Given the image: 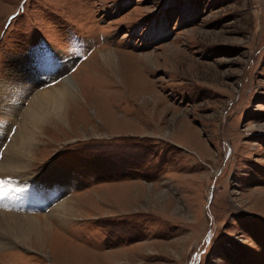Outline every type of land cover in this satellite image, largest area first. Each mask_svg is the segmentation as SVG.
Returning a JSON list of instances; mask_svg holds the SVG:
<instances>
[{"label":"rangeland","instance_id":"374dc122","mask_svg":"<svg viewBox=\"0 0 264 264\" xmlns=\"http://www.w3.org/2000/svg\"><path fill=\"white\" fill-rule=\"evenodd\" d=\"M21 62L76 98L0 211L75 213L0 264H264V0H0V83Z\"/></svg>","mask_w":264,"mask_h":264},{"label":"bare ground","instance_id":"6f19581e","mask_svg":"<svg viewBox=\"0 0 264 264\" xmlns=\"http://www.w3.org/2000/svg\"><path fill=\"white\" fill-rule=\"evenodd\" d=\"M103 64L109 67L107 63ZM13 65L15 75L18 76L15 79L11 78V81H1L0 106H3L9 113H14V117L17 115L20 118L16 119L17 129L3 151L0 160V177L29 179L34 182L33 186H36L37 176L31 168L35 161L37 145L45 136V131L52 130L66 120V103L76 98V94H72L74 81L71 76H66L61 82L51 86L47 77L49 72L34 68L38 67L35 63L21 62L13 63ZM20 70H26V72L19 73ZM51 175L48 178L54 183V188L57 190L61 187V191H65L67 188H65L66 174L54 169ZM39 186L44 191L46 190L41 187V184ZM61 195L62 193L59 196ZM72 200L55 203L41 218L27 213L17 215L10 211L9 213L0 211V251L11 248L15 243L27 249H33L32 245L39 249L45 248L44 244L48 245V238L47 232L42 228L51 225L50 218L64 224V218H69L71 214L74 215L75 210L73 206H70ZM7 208L11 209L10 206Z\"/></svg>","mask_w":264,"mask_h":264},{"label":"snow or ice","instance_id":"6c2138e0","mask_svg":"<svg viewBox=\"0 0 264 264\" xmlns=\"http://www.w3.org/2000/svg\"><path fill=\"white\" fill-rule=\"evenodd\" d=\"M7 183L6 181H0V185Z\"/></svg>","mask_w":264,"mask_h":264}]
</instances>
